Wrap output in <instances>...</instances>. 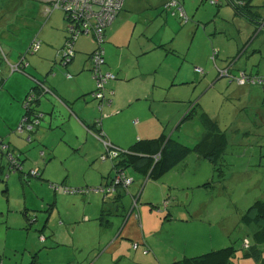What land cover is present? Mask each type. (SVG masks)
Masks as SVG:
<instances>
[{"label":"rangeland","instance_id":"1","mask_svg":"<svg viewBox=\"0 0 264 264\" xmlns=\"http://www.w3.org/2000/svg\"><path fill=\"white\" fill-rule=\"evenodd\" d=\"M177 1L182 5L188 17V23L184 24L177 14L172 15V7L165 10V3L167 4L168 0H123L121 16L117 19L125 17V20L121 24L118 20L113 24V28H117L121 34L119 40L123 41L125 46L130 43V48H133L142 41L140 39L148 37L157 45L164 43L167 46H172L175 50L171 53L160 48L159 55L162 61L158 66L159 72L157 80L154 81L156 86L154 89L151 88L153 74L148 79L149 87L147 89L151 91L148 93H151L155 100L151 103L153 109L146 110L141 115V120L137 119L139 122L136 123H139L138 131L146 136L143 138L157 139L163 135L167 140H170L167 147L169 165L166 174L160 180L153 182L142 178L131 168H126V174L133 177L135 182L127 191H121L118 195L120 197L115 195L103 201L99 194L65 193L66 196L71 195L78 201L59 200L57 201V210L64 214L68 211L69 213L66 214L76 223H91L94 221L95 214H101L100 210L97 211L95 208L100 205L106 211L108 222L117 223L113 235V238H117L126 228L124 219L131 210L132 199L139 194L137 209L139 218L142 214L141 222L138 221V224L129 228L125 233L126 238L119 237L120 241H123V250L130 252V256L133 251L132 244L139 242L138 235L141 234L147 243V237H151V241L155 239L157 250L161 249L163 244L173 248V245L169 244L171 240L184 245V241L191 238V243H198L196 237H199L203 240L201 244L204 251L193 256L233 245L237 251L230 264H258L261 256L264 258V244L260 245L258 249L254 247L251 256H245L246 251L243 250V243L249 242V237L258 229V224L241 222L240 218L255 201L264 196V124L259 119V113L264 111V90L259 84L241 87L240 95L236 99L232 95L236 90L235 84L229 83L230 80L227 78H220L216 71V68L222 69L225 65L220 60L233 58L237 55L251 36L253 27L243 21L241 16L234 17L233 7L227 3V0H220L221 6L219 7L211 5L207 0ZM249 1L255 8V12L264 19V0ZM24 3L35 4L31 0H0V63L3 62L2 55L6 53L8 47L23 45L22 53L27 51L25 37L21 33V25L24 27L23 30L29 28L25 26L27 19L24 18L20 24L15 22ZM4 34L9 35V38H5L8 43L2 39ZM80 37L83 40L89 37L90 40H86L88 42L85 45L87 51H91L92 46L96 47L92 34ZM106 44L108 43L105 41L102 47H106ZM109 47L110 45L106 48L108 57L111 52ZM243 48H245L244 54H241L233 70L246 68V72L250 76L263 75L264 29ZM213 52L218 53L214 62L209 59ZM126 54L127 51L124 49L123 57ZM78 55L81 54L75 53L77 58L71 61L72 63L74 61L79 63L81 57L78 58ZM125 60L127 61L124 62ZM64 62L60 65L65 68ZM121 63L125 68H128L131 65L135 66L136 61L135 58L133 60L124 58ZM112 65H115V62H111V68H113ZM106 67H110V65H106ZM195 68L201 69L202 73L195 72ZM0 69L3 70L0 75L2 78L5 76L6 69L1 64ZM153 70L154 68L151 73ZM60 71L65 72V69L61 68ZM118 83L120 82L118 81ZM58 84L61 86L65 84L61 77H59ZM138 87L141 88V92H144L145 86L140 85L139 79L136 78L127 85H117L114 91L117 94L119 92L124 94L133 92ZM245 88L246 90L241 93V90ZM249 89L254 91L249 93ZM102 112L97 110L98 118L103 119ZM126 112H129L130 118L132 110H125L124 113ZM201 114L216 121L225 135L226 145L219 153V157L214 158V163L198 157L193 151L203 131ZM105 129L113 140L120 135L125 138L136 131L133 126L115 129L109 122L106 123ZM96 141L100 148L97 162L102 163L100 156L103 153L106 155L107 151L101 140L97 139ZM179 150L181 151L179 152ZM111 151H109L111 154H116L113 150ZM15 156L17 159L21 157L18 153ZM92 161L90 159V162ZM77 162L79 159L73 160V163L69 161L67 164L72 167ZM5 163L6 157L3 160L4 165ZM105 165L109 167L111 173L112 163L107 161ZM84 167L89 173H91L90 168L92 170L95 168V166L91 167L86 163ZM30 168H35V166ZM1 171L0 226L5 220L3 213L7 207L14 210L13 205L24 199L25 194L31 196L33 204H38L34 196L40 198L39 192H41L30 186L25 188L20 186L16 174H10L9 178H5L8 173L6 165ZM89 173L88 176L93 178ZM61 180L48 179L46 184L49 185L50 182H53L64 186L60 184ZM76 181H81L80 173ZM144 181L146 182L144 183ZM42 183L44 182L42 181ZM86 187L96 186L87 184ZM4 189L8 190L3 191ZM23 190L26 193H23ZM46 195H51L50 201H44L48 206L44 204V207L41 208L34 207L33 209L37 208L35 209L37 211L30 213L33 215L32 221L35 222L29 230L28 238L26 235L28 229L22 227V223L16 220L20 219L19 213H11L10 219H14L10 222L12 229L6 235L4 228L0 227V258L2 262L10 264L9 257H11L16 258L15 264L17 262L62 264L66 258H72L71 252L66 253L65 256L62 255L65 248L46 250L39 242L41 226L44 222L57 231L58 239L61 238L62 241L69 242L68 245L73 241L81 239L83 241L86 237H89L91 242L96 238L95 243L97 244L99 236L96 234L95 224H92L94 228L91 232L89 231L90 226L84 225L86 228L77 227L71 231V234L70 231H66L61 236V229L57 228L64 219L58 216L56 208L53 207V212L50 209L53 204V192L48 190ZM88 204L94 210L93 212L86 207ZM165 205H169L170 211L173 212L174 217L171 220H168L170 217ZM68 206L69 208L65 209ZM22 209L23 207L18 208L20 211ZM84 216L88 218V221L84 219L86 222H83ZM105 221L106 219L104 220L103 217V223ZM186 222L192 226L189 228V225L184 224ZM176 245L180 247L179 244ZM4 247L6 248L3 251ZM196 247V245L188 246L187 254L195 252ZM152 252L156 256V253ZM81 256L77 260L84 264H119L116 263V257L99 255L95 248L92 252L89 250ZM182 258L184 256L180 255L179 259ZM173 261H175L173 256H161L160 264H172Z\"/></svg>","mask_w":264,"mask_h":264},{"label":"crops","instance_id":"2","mask_svg":"<svg viewBox=\"0 0 264 264\" xmlns=\"http://www.w3.org/2000/svg\"><path fill=\"white\" fill-rule=\"evenodd\" d=\"M31 1L35 2V4L24 3L21 13L17 14L15 19V22L19 24L24 18L27 19L25 26L29 28H27V30H23L24 27L21 25V33L25 37V47L27 46V50L29 47V50L32 49L31 45L34 44V38H37L40 41V48L37 50V53L27 57L28 66H26L25 70L27 73L38 79H44L46 84L69 105V108L73 114L70 113L68 109L55 98L52 96H46L45 98L40 99L36 105V111L41 112L43 117L41 121H39L38 125L33 127V133L28 135L24 129H22V132H19L20 125L23 123H28L24 122L23 118V101L25 100V97L32 85V80L26 75L24 76V74L15 72L11 75L9 73L6 64H16L18 58L24 53H22L23 45L8 47L6 53H3L2 55L3 62L0 63L6 69L5 76H3L5 79L3 80V77L0 78L3 80L0 83V86H2L0 87V138L3 141L2 150L4 151L0 154V177L2 176L1 169L5 165L7 166L6 163L5 165L3 164V160L6 155L9 153L15 155L22 152L24 157L21 155L20 159L25 158L24 169H29L31 166H35L33 170L38 169V171L41 173V179H38L39 181L31 180L29 184H21L20 186L23 188L30 186L38 189L41 192H39L40 198L34 196V198H36L38 201V204H33L31 200L32 198H30L31 196L29 197L27 194H25L26 196L24 199L19 200L17 204L13 205L14 210H11L12 208L7 207L3 213L5 220H3V225L0 226L6 231L5 235L12 229L10 222L14 219H10V215L14 212L15 214L19 213L18 216L20 219L16 220H19L22 223V227L28 229L26 233L28 238L29 230H31V226L33 225V222H31L29 219L31 215L30 213L32 211H37L35 210L37 208L33 209L34 207H44V204L47 205L45 202H48L51 199V195H46L48 190H51V188L46 184L48 179H62L60 184H63L64 186L55 184L56 187H52L53 190H51V192H53L54 195L53 204L50 206L52 212L54 211L53 207L54 209L56 208L58 216L64 219V221L61 220V225L59 224V227L57 228L61 229V236L65 234L66 231H70L69 233L71 234L73 229L81 226L83 228H86L85 226H90L89 231L91 232V230L94 228L92 224H95L94 226L97 228L96 234L99 236V239H97V244L95 243L96 238H94L93 242H91V239L86 237L83 241L82 239L76 242L73 241L70 245H68L67 243L69 242L62 241L60 236V239H58L57 231L53 230V228L48 223L46 225L44 222V227L42 228L43 233H45L44 236L46 241L41 243L43 247L46 250L60 247L65 248L62 251L63 256H65V254L68 252H71L73 255L72 258H66L62 264H84V262H79L77 259L82 257L81 254H85L89 250L92 252L94 248L99 255H110L113 258L116 257V263L119 264H160L161 256H173L175 260H180V255H183L184 257H195L193 255H197V253L204 251L203 245L201 244L203 240L199 237H196L198 243H191V238L187 239L188 241H184V245L178 242L175 243L171 240L169 244L173 245V248L163 244L164 246L162 245V247H160L161 249L157 250L155 246L157 242L155 239L152 238L153 241H151V237H147V243L144 240L145 237L142 234L138 235V249H132V256H130V252L123 250V241H120L119 237L121 239L124 237L126 238L125 233L129 230V228L133 227L135 224H138V221L141 222L142 214L139 218L138 209L136 211L138 217L137 219L133 218L132 215L128 218V220L125 221L124 219V225H126V228L124 232L117 238H113L115 225H117V223H109L106 216H104V220L106 219L104 223L103 220H97L101 214H95V216H93L94 221L91 223H76L69 218V215L66 214L69 213L68 211L65 214L61 213L60 211L58 212L57 201H78L77 198H73L71 195H65V193L69 194L67 192V188H82L86 187L87 184L93 186L105 185L112 177V167L110 173L109 167L105 165V162H97V157L99 154L98 150L100 148L98 147L96 139H93L87 132L88 130L93 132L97 130L93 124L98 116L96 102L92 101L88 96L94 87V81L89 72V63L86 61V55L87 53H90V51H87L85 45L88 42L86 40L90 39L89 37H86V40H83L82 37H79L74 47L75 53L81 54L78 55V58L81 57L79 63L74 61L73 63L70 62L69 65L65 66V68L62 67L60 65V61H57L59 58L57 51L59 50V55H62V50L60 48L65 42V33L63 31L65 20H63V15L60 11L54 8V0ZM119 16H121V13L117 18H119ZM258 17H260L259 14H257V21ZM18 18L19 21L17 22ZM117 20L121 24L124 22L125 17L116 19V21ZM245 22L253 28L255 27L256 22H254V24L249 21ZM113 24L106 30V43L108 44H106V47H104V58L106 65H110V67L105 66L104 70L113 73L117 79L112 81L108 86V89L114 95L110 96V94H107V98H110V103L108 106H104L102 112L103 119L102 121L100 120L101 123L98 127L104 131L111 143L119 146L122 149H128L136 140L145 139L143 137H146L138 131L137 127L139 126V123H136L141 120V115L146 112V110L153 109V105L151 103L155 102V100L153 99L152 94L148 93L151 92L147 89L149 87L148 79L153 74L155 80L153 79V85L151 88L154 89L156 87L154 81L157 80V74L159 72L158 66L162 61L159 55L161 52L160 48L165 50V52L169 51L171 53L175 52V50L172 48V46H167L164 43L157 45L148 37H146V39H140L142 41L133 48H130V43L126 44L125 46L123 41L119 40L121 34L118 32L117 28H113ZM5 38H9V35H2V39L8 43ZM109 45L110 47L108 49H111V52H109L110 58L107 55L108 50H106ZM93 49L94 48L92 46L91 50ZM124 49H126L127 54L123 57ZM75 58L77 57L74 56L72 61ZM124 58L128 60H133V58H135V66L131 65L130 67L125 68L121 63L122 59ZM126 61L127 60L124 62ZM111 62H115V65H112L113 68H111ZM236 63L234 64V68L237 65ZM61 68L65 69V72L67 71L73 76L71 81H67L64 78L65 72L60 71ZM153 68V73H151ZM0 70L1 75L3 70ZM235 70L236 72L240 70L246 72V68H237ZM59 77H61L65 82V84L62 86L58 84ZM136 78L139 79L140 85L145 86L144 92H141L140 87H138L137 90L135 89L133 92L130 91L124 94H121L120 92L117 94L114 91V88L117 85H127L130 82H133ZM118 81L120 83H118ZM234 84L236 90L232 93V95L237 99L239 97L238 95H240L239 90L241 87L249 85L242 81L236 82ZM244 90H246V88L242 89L241 93ZM253 91L254 90L249 89V93ZM150 95L151 98H149ZM137 106L139 107L137 108ZM125 110H132L130 118L128 116L129 112L124 113ZM137 119H139V121ZM259 119L264 124V111L259 113ZM107 122H109L115 129L126 127L130 128L133 126L136 128V131L132 135H129L125 138L120 135L117 136L115 140H113L111 135H109L105 129ZM16 128L17 132L15 131ZM202 134L203 131L201 136ZM28 136L32 141L30 144H27L26 142ZM6 159L8 158L6 157ZM77 159H79L77 164H73L72 167L68 166L67 163L69 161L73 163V160ZM90 159L93 161L90 162ZM85 163L91 167L95 166L93 170L90 168L91 173H89L84 167ZM75 165L78 166L74 167ZM79 173L81 174V181H76ZM88 173L89 175L91 174L93 178L89 177ZM10 176L11 175H8L7 173L5 178H9ZM129 177L133 182H135L133 177ZM89 179L92 180L88 181ZM42 181L44 183H42ZM145 182L146 181H144V183ZM7 190L8 189H4L3 191ZM117 190L118 192H121L120 190L122 189L119 188ZM23 193H26V191L23 190ZM115 195L120 197L118 196L119 193H116ZM106 199L102 200L105 201ZM8 202H11V200H8ZM19 207H23V209L20 211L18 210ZM86 207L91 209L92 212L94 211L89 204ZM68 208L69 206L65 209ZM95 208L97 211L99 209L100 212L103 210L102 206L100 205L95 206ZM165 208L167 209L168 216L170 217L168 220H171V218L174 217L173 212L170 211L169 205H165ZM103 211L105 212V210ZM48 217L49 214L47 218ZM84 219L88 221L86 216L83 218V222H86ZM184 224L189 225V222ZM190 226L192 225H189L188 227L190 228ZM89 234L91 235V233ZM176 244H179L180 247H178ZM190 245H196L197 249L195 252H190L188 255L187 248ZM5 248L6 247H4L2 250L4 251ZM145 249L146 253H144ZM152 251L156 253V256ZM9 262L10 264H15L16 258L9 257ZM2 263L6 264L4 262ZM21 263L24 264L23 262Z\"/></svg>","mask_w":264,"mask_h":264},{"label":"trees","instance_id":"3","mask_svg":"<svg viewBox=\"0 0 264 264\" xmlns=\"http://www.w3.org/2000/svg\"><path fill=\"white\" fill-rule=\"evenodd\" d=\"M175 1H177V0H175ZM207 1L211 5H216V7L221 6L220 0H207ZM169 2H170V0H168L167 4L165 3V10H167V8L169 9L171 7L169 5ZM237 2L235 3V2H232L231 0H227V3L233 7L234 17L239 18V16H241L240 18H242L244 21H249V22L257 21L256 20L257 19V13L254 10L255 8L250 4L249 0H238ZM177 3L182 7V5L178 1H177ZM55 9H57L58 11H60L62 13L63 20L66 21V14H65L64 10H62L60 8H55ZM122 9H123V6H122ZM122 9H121V11H122ZM120 12H119V14H120ZM171 13H172V15L177 14L179 16V13L174 8H173V11ZM254 16H256V17H254ZM117 17L115 18L113 23L116 21ZM179 18H180V16H179ZM187 19H188V17H187ZM245 19H247V20H245ZM180 20L182 21L181 18H180ZM188 21L189 20H187L186 23H188ZM261 22L264 23V19H262L261 17H258V21H257V23H255V27L253 28L252 34L249 37V39L246 41V43L243 45V47H246V45H248V43H250L252 41L253 37L258 36L261 33V30H259L261 28L260 27V25L262 24ZM112 24H110L109 26H107L104 29V32L102 33L101 39H96V37H94V35L92 33H89V34L81 33L78 36V37H80L82 35L92 34V37L95 40L96 47L93 50H91L89 54L86 55L87 56L86 61L89 63V72L91 74V77H92L94 83H96L97 76L100 73H102V74L111 73L109 71L104 70V67L106 66V61L104 58V47H102V45L106 41V30ZM63 30L65 32V45H63L60 49L63 51L64 46H66V45L67 46L69 45V47L72 46L73 47L72 48L73 55L71 57L66 56V57L62 58L61 57L62 55L61 54L59 55V53H58L59 50L57 51V54L59 57L60 64H62L65 61L66 63L64 62L63 65L67 66L75 56L74 47H75L76 41H74V43H73V41L70 40L69 35H68L69 33L66 30L65 25H64ZM33 43L34 44L31 45L32 49L29 50L30 49V47H29V49L18 58V61L16 64L11 65V64L7 63L6 66H7L8 71L11 75L16 72V73L24 74V76L26 75L29 79L32 80V85H31V87H30V89H29V91L25 97V100L23 101V108H24L23 118L28 123H30V122L32 123V121L35 119L38 120V123H39V121H41V119L43 117V114L41 112L36 111V105H37L38 101H40V99H43L46 96H52L57 101H59L64 107H66L70 113H72V111L70 110L69 105L62 98H60L52 88H50L46 84L44 79H38V78H36V77L32 76L31 74L26 72L25 68H26V66H28L27 57L36 54L37 50H39V48H40V41L37 38L33 39ZM36 47H37V49L34 50V48H36ZM243 47L240 48V50L238 51V53L235 57L227 58L226 60H220V62L225 63V65L226 64L230 65L232 63L235 64L236 61L241 56V54H244L243 52L245 51V48H243ZM100 49H103V53H102V50H100ZM98 50L100 51V56H99L100 61L98 63V66L95 67L96 71H92V69H91V67L93 65L92 56ZM217 56H218V53L213 52L210 55L209 59L212 62H214L215 58ZM211 57H213V59H211ZM15 65H18L17 71L12 72L10 66H15ZM217 69L218 68H216V71H217ZM0 73H1V70H0ZM111 74L114 75L113 73H111ZM67 75H70L71 79H69V80L66 79ZM218 76H219V74H218ZM114 77H115L114 80H116L117 78L115 75H114ZM253 77L255 79H263L264 76L259 75V74H254ZM64 78L67 81H71L73 79V76L66 71V73H64ZM3 80L0 79V83ZM114 80H112V81H114ZM112 81H108L106 83V85L104 86L103 96L105 98L103 100L100 101V100H97V99L92 97V94L96 91V88L93 87L94 89H92V91L89 93V95H88L89 98L92 101L96 102V110L102 112L104 106L109 105L110 98L109 97L107 98V94H110V96L112 95V92L108 89V86ZM229 83H236V82H230L229 81ZM254 84H258V83H254ZM247 85H250V84H247ZM261 86L263 89V85H261ZM0 87H2V86H0ZM30 93H33V95H34L33 100H32V102H29L30 105L28 108H26V107H24V103L28 102V100H26V98L31 95ZM200 119H201L202 125H203V134L199 138L198 142L195 144L193 151L198 155V157L205 158L208 161H211L212 163H214V158L216 156L219 157V153L221 152L222 148L226 145L225 135L220 130V128L218 127L217 122L212 120L211 118H209L207 115L201 114ZM100 120H102V119L97 117L94 121L93 125L97 129L96 131L93 132L91 130H88L87 132H88V134H90V136L92 138H94L96 140L97 139L101 140V143H103V141H107L110 143V146H109L110 151L113 150L117 155L115 160L113 162H111L112 163V173L114 172V175L116 173H118V175L119 174H123V175L125 174L126 176H128V174H126L125 170H126V168H131L135 173L140 175L142 178L149 180V181L156 182V181L160 180L166 174V172L168 170V165H169V157H168V152H167V147L170 143L169 139L167 140L166 137H164L163 135L158 137L157 139H138L128 149H122L119 146L111 143L109 141V139L107 138L106 134L104 133V131L102 129H100V127H98L101 123ZM33 130H34V128H32L30 131L25 130V132H27L28 135H30L33 133ZM15 131L17 132V128L15 129ZM99 133H101V134H99ZM101 137H103V139H101ZM26 138H27V136H26ZM0 140L2 141L1 138H0ZM26 142H27V144H30L32 142L31 139L29 138V136H28V139L26 140ZM180 151L181 150H179V152ZM3 152L4 151L2 150V152H0V154ZM18 154H20V156H21L23 153L21 152ZM9 155L12 157V159H9V158L6 159V161H7L6 164H7V168H8V175L9 174H16L20 184H29V182L31 180L37 181L38 179L39 180L41 179V173L38 171V169H34V170H36V175L31 174L33 168L24 169L25 158L17 159L16 156L11 154V153L7 154L6 157H9ZM11 160H12V162L15 161L13 165H11ZM113 176L111 177V179L113 178ZM133 183H131L130 186ZM48 186L51 188V190H53L52 187H54L55 184L50 183ZM86 188H88V187H86ZM67 189H80V188H67ZM117 189H119V188H116V191L114 192L113 195H115L116 193H121V192H118ZM120 191H123V189ZM75 194H76V192H75ZM88 194H90V193H88ZM77 195H80V194L77 193ZM105 212L103 210L101 211V215L97 219L98 221L103 220V217L106 216ZM32 216L33 215H30L29 219L31 222L34 223L35 221L34 220L32 221V219H31ZM240 221L241 222H248V223L249 222L250 223L255 222L258 224V229L253 234L250 235L249 242L246 241L248 246L244 247L245 242L243 243V250L246 251L245 256H251V255H253V252H254L253 248L254 247H256L258 249V247H260V245L264 244V196L261 199L255 201L250 206L249 210L241 216ZM42 227H44V225L41 226V234L39 236V242H40V238H44V241H46L45 236H44L45 233H43ZM40 243H42V242H40ZM236 251H237V249L233 245H231V246H228V247H225L222 249L207 252V253L199 255V256L189 257V258L184 257L180 260L173 261L172 264H230L231 259L236 254ZM0 264H3L1 259H0ZM18 264H22V263L18 262ZM258 264H264L263 256H261Z\"/></svg>","mask_w":264,"mask_h":264},{"label":"built area","instance_id":"4","mask_svg":"<svg viewBox=\"0 0 264 264\" xmlns=\"http://www.w3.org/2000/svg\"><path fill=\"white\" fill-rule=\"evenodd\" d=\"M232 2H237L238 0H231ZM238 3V2H237ZM169 5L174 8L178 13L180 18L184 23L187 22V16L183 10V8L177 3L175 0H170ZM54 8H60L64 10L66 14V21L65 26L66 30L68 31V35L70 40L76 41L77 37L83 33V34H89L92 33L96 39H101L102 33L104 32V29L113 23L115 18L118 16L119 12L122 9L123 6V0H54L53 2ZM72 46L69 47V45L64 46L62 51V58L66 56H72ZM37 49L34 48V50ZM99 49V48H98ZM102 50L103 53V49ZM100 51L98 50L93 56V65L91 67L92 71H96L95 67L98 66V63L100 61L99 59ZM213 59V57H211ZM18 65L10 66L11 71H17ZM234 64H226L222 69H217V73L219 74L220 78H227L230 80V82H244L245 84H254L258 83L260 85H263L264 89V77L263 79H255L253 76H249L245 71H237L233 70ZM195 72L202 73V70L199 68H195ZM66 79H71L70 75L66 76ZM115 77L111 73H100L97 76V80L95 83L96 91L92 94V97L97 100H103L105 97L103 96V90L104 86L108 81L114 80ZM31 95L26 98L28 100L27 103H24V107L28 108L30 103L33 100V93H30ZM24 122H27L24 119ZM38 125V120H33L32 123H23L19 127V132H22V129L26 131H30L34 126ZM104 148L107 151V154L104 155V153L100 156V160L102 162H113L115 158L117 157L116 154H111L110 151V143L107 141H103ZM3 148V142L0 140V152H2ZM32 175H36V170H32ZM133 183L132 179L129 176H126L125 174H119L116 173L112 179L105 185H99L96 187H88V188H80V189H68L67 192L69 194H99L102 196L103 199H106L107 197L114 194L116 191V188H121L124 191H127L130 186V184ZM139 195V194H138ZM138 195L132 199V207L131 211L128 213L127 218H129L131 215L133 218L137 219L136 215V209H137V203H138ZM41 242H44V238H40ZM139 244L133 243L132 249L137 250ZM248 244L245 242L244 247H247ZM144 253H146V249L144 250Z\"/></svg>","mask_w":264,"mask_h":264},{"label":"flooded vegetation","instance_id":"5","mask_svg":"<svg viewBox=\"0 0 264 264\" xmlns=\"http://www.w3.org/2000/svg\"><path fill=\"white\" fill-rule=\"evenodd\" d=\"M256 23H257V21H255ZM251 23H253L254 24V22H251ZM262 23V22H261ZM260 29L259 30H263L264 29V23H262L261 25H260ZM127 216H128V214L126 215V218H125V221L127 220Z\"/></svg>","mask_w":264,"mask_h":264},{"label":"water","instance_id":"6","mask_svg":"<svg viewBox=\"0 0 264 264\" xmlns=\"http://www.w3.org/2000/svg\"><path fill=\"white\" fill-rule=\"evenodd\" d=\"M7 158L12 159V157H11L10 155H9V157H7ZM9 162H10V161H9ZM14 162H15V161L12 162V160H11V165H13ZM9 164H10V163H9ZM130 211H131V210H130ZM136 215H137V213H136Z\"/></svg>","mask_w":264,"mask_h":264}]
</instances>
